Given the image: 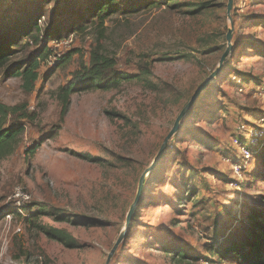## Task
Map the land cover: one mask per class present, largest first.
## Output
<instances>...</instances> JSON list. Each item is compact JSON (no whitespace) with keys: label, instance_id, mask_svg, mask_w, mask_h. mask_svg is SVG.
Here are the masks:
<instances>
[{"label":"rangeland","instance_id":"obj_1","mask_svg":"<svg viewBox=\"0 0 264 264\" xmlns=\"http://www.w3.org/2000/svg\"><path fill=\"white\" fill-rule=\"evenodd\" d=\"M28 1L0 0V23L10 24ZM155 1L110 16L103 32L90 27L60 39L53 53L65 58L55 67L42 62L30 92L18 76L0 75V102L15 108L23 125L17 149L0 161V264H107L120 235L108 264H221L211 253L241 247L250 215H264V148L243 163L232 146L240 123L249 128L264 116L257 93L264 57L255 56L264 53V26L251 19L264 17V0H233L230 20L228 0ZM232 27L221 72L145 175L126 224L141 174L218 67ZM240 37L255 39V50ZM92 50L133 78L118 89L72 94L61 121L57 91L89 65ZM17 190L28 196L27 212L15 211ZM38 226L66 231L79 247L48 239ZM178 249L185 260L172 259Z\"/></svg>","mask_w":264,"mask_h":264},{"label":"trees","instance_id":"obj_2","mask_svg":"<svg viewBox=\"0 0 264 264\" xmlns=\"http://www.w3.org/2000/svg\"><path fill=\"white\" fill-rule=\"evenodd\" d=\"M51 3L55 5L48 9L47 6ZM154 4L155 0H29L27 5L20 7L21 14L11 18L10 24L0 23V75L5 72L8 76H18L22 88L30 92L39 79L42 62L54 56L53 47L60 39L74 31H84L90 27L103 32L104 24L110 16L135 14ZM45 17L46 22L42 24L41 19ZM6 18H9V15L3 19ZM49 42L53 44L51 47L48 46ZM263 54L257 53L260 56ZM63 58H58L53 67ZM115 66L113 57L92 50L89 65H82L73 73L72 80L57 91L61 107L60 120L67 114L72 94L118 89L124 82L133 78L116 71ZM234 72L236 76L241 75ZM15 110L0 102V161L10 157L21 141L23 125L18 124L19 119L14 117ZM261 148H264V144L260 145L256 152ZM33 153L34 149H30L28 154ZM262 162V173L260 172L259 176L264 179V159ZM27 209L22 206L21 211L27 212ZM23 214L25 213H21ZM250 218L248 236L242 241L241 247L232 243L223 251L211 253L212 256L218 257L221 264H264V215L251 214ZM257 219L262 222L256 221ZM38 228L48 239L57 241L66 248L79 247L74 238L64 230L46 226ZM171 257L185 260L186 251L178 249Z\"/></svg>","mask_w":264,"mask_h":264},{"label":"built area","instance_id":"obj_3","mask_svg":"<svg viewBox=\"0 0 264 264\" xmlns=\"http://www.w3.org/2000/svg\"><path fill=\"white\" fill-rule=\"evenodd\" d=\"M56 43L54 46H57ZM60 53H55L46 62L49 66L54 65L57 58H60ZM257 93L264 95V81L257 86ZM249 130V131H248ZM264 144V116L259 117L258 121L249 124V128L245 124L240 123L236 128L235 137L232 140V146L237 150L240 160L247 163L252 160L256 150L260 145ZM236 175H239L237 167H235ZM232 185V184H231ZM17 199L15 211H21L24 204L23 201L28 200V196L23 195L19 190L13 194ZM14 211V210H13ZM10 213L6 214V218H10Z\"/></svg>","mask_w":264,"mask_h":264},{"label":"water","instance_id":"obj_4","mask_svg":"<svg viewBox=\"0 0 264 264\" xmlns=\"http://www.w3.org/2000/svg\"><path fill=\"white\" fill-rule=\"evenodd\" d=\"M232 5H233V0H228V3H227V17L228 19L230 20L231 19V16H230V13H231V10H232ZM232 26V25H231ZM232 32H233V27L231 30H229L226 34V42H227V48L225 50V52L222 54L221 58H220V61H219V64H218V67L216 68V70L194 91V93L192 94L190 100L188 101V103L181 109V111L179 112V114L177 115L174 123H173V127L171 128V130L169 131L168 135L165 137L159 151H158V154L157 156L155 157V159L153 160L151 166L146 169L140 176V179H139V184H138V189H137V194L135 196V199L129 209V212H128V216H127V220H126V224H128L129 222V219H130V216L134 210V208L136 207V205L138 204L139 202V199H140V195H141V192H142V187H143V184H144V181H145V175L150 172L152 169L155 168V166L157 165L159 159L161 158L164 150H165V147L168 143V141L173 137V135L175 133H177L178 129H179V124L181 122V120L185 117V115L187 114V112L194 106L196 100L200 97V95L202 94V92L208 88V86L210 85L211 81L215 78V76L220 72L221 70V67H222V64L224 62V60L229 56V52L232 50V45H231V38H232ZM121 236L117 239L113 249L111 250V252L109 253L108 255V260H107V264H108V261H109V258L110 256L113 254L114 250L116 249L118 243L120 242V239H121Z\"/></svg>","mask_w":264,"mask_h":264},{"label":"crops","instance_id":"obj_5","mask_svg":"<svg viewBox=\"0 0 264 264\" xmlns=\"http://www.w3.org/2000/svg\"><path fill=\"white\" fill-rule=\"evenodd\" d=\"M251 19L253 20L252 22H253L254 25L264 26V17L258 16V15H251ZM242 38H244V39H251V40L253 39V38H248V37H242ZM253 41L255 42V44H251L248 47H245V49L248 50L249 52H252V51L255 50L254 46H256L257 43H256L255 39H253ZM250 54H252V53H248V55H250ZM255 56H260V55H257L256 54ZM260 57H264V56H260Z\"/></svg>","mask_w":264,"mask_h":264}]
</instances>
